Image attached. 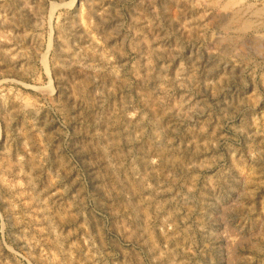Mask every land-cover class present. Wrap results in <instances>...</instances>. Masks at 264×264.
<instances>
[{
    "label": "rangeland",
    "instance_id": "obj_1",
    "mask_svg": "<svg viewBox=\"0 0 264 264\" xmlns=\"http://www.w3.org/2000/svg\"><path fill=\"white\" fill-rule=\"evenodd\" d=\"M214 1L0 0V264H264V0Z\"/></svg>",
    "mask_w": 264,
    "mask_h": 264
},
{
    "label": "bare ground",
    "instance_id": "obj_2",
    "mask_svg": "<svg viewBox=\"0 0 264 264\" xmlns=\"http://www.w3.org/2000/svg\"><path fill=\"white\" fill-rule=\"evenodd\" d=\"M214 1V0H213ZM215 1H217L218 2V5H220V7H224V9H230L231 10V14H230V17H228V19L227 20H229V22H225V24H227V23H232L234 20H236L237 22H239V27H240V29L241 30H243V29H247L248 27L250 28V25H251V22L252 21H250L249 19H247L246 17H242L241 16V11L243 10V8H242V3H241V0H226L225 2H223V1H221V0H215ZM214 1V2H215ZM240 4V5H239ZM176 5H177V3H176ZM216 5V4H215ZM239 5V7H236V6H238ZM244 5V4H243ZM220 10V9H219ZM217 11V10H216ZM229 12V11H228ZM253 14H256L255 12L253 13ZM222 15V14H221ZM228 16H229V13L227 14ZM225 19V18H224ZM257 20V19H256ZM224 25V24H223ZM222 25V26H223ZM229 25V24H228ZM236 25V24H235ZM238 25V24H237ZM224 27H225V25H224ZM229 27V26H228ZM227 27V28H228ZM226 28V27H225ZM231 28V27H230ZM229 28V29H230ZM238 29V28H237ZM232 30V29H231ZM234 30H235V28H234ZM244 31V30H243ZM233 32V31H232ZM239 32V31H238ZM245 32V31H244ZM242 33V32H241ZM235 34V33H234ZM244 34V33H243ZM227 36V35H226ZM237 36V34L236 35H233L232 34V36H229L230 38H232V39H234L235 37ZM241 36V35H240ZM240 38V37H239ZM242 38V37H241ZM229 39V38H228ZM232 39H229V40H231V41H233ZM221 41V40H220ZM258 43H260L259 41H257ZM241 44V43H240ZM259 46V45H258ZM258 49V48H257ZM260 49V48H259ZM158 124V123H157ZM137 182V181H136ZM141 184V183H140ZM142 185V184H141ZM137 186H138V184H137ZM143 206V205H142ZM147 207V206H146ZM141 210V209H140ZM142 210H144V209H142ZM147 210V209H146ZM152 230V229H151ZM150 236V235H149ZM152 241V240H151Z\"/></svg>",
    "mask_w": 264,
    "mask_h": 264
}]
</instances>
